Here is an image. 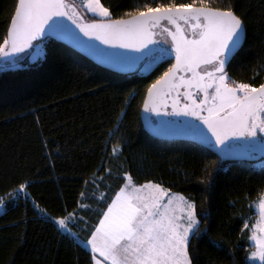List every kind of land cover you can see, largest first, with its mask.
I'll return each instance as SVG.
<instances>
[{
	"label": "trees",
	"instance_id": "obj_1",
	"mask_svg": "<svg viewBox=\"0 0 264 264\" xmlns=\"http://www.w3.org/2000/svg\"><path fill=\"white\" fill-rule=\"evenodd\" d=\"M101 3L113 18L146 3L156 6L153 0ZM224 3L245 29L226 72L258 87L264 82V0ZM15 5L0 0V41ZM41 43L42 59L0 72V264H93L81 241L125 174L137 185L158 183L196 203L200 225L189 242L192 264H249L250 230L243 226L259 216L254 204L264 194V158L229 161L195 143L145 132L139 115L145 93L170 60L144 75H119L55 40ZM20 184H26L23 192L16 191ZM68 213H74L71 233L54 222Z\"/></svg>",
	"mask_w": 264,
	"mask_h": 264
},
{
	"label": "snow or ice",
	"instance_id": "obj_2",
	"mask_svg": "<svg viewBox=\"0 0 264 264\" xmlns=\"http://www.w3.org/2000/svg\"><path fill=\"white\" fill-rule=\"evenodd\" d=\"M80 3L91 19L81 15L76 0H16L6 36L0 41V70L17 68L20 61L36 62L42 57L39 42L48 35H74L60 19L66 18L88 37V41L76 37V43L114 67L147 70L158 61L174 59L148 87L145 112L194 118L199 125L185 121L184 131L224 155L236 142L249 154L264 151V83L258 87L237 83L226 72V64L240 48L245 32L243 20L232 6L224 0H153L155 7L146 3L125 13L130 17L125 19L113 18L101 0ZM92 40L106 47L89 43ZM169 107L171 111H167ZM148 123L151 126L154 122ZM153 131H159L158 127ZM118 149L119 145L113 154ZM125 180L87 241L90 250L102 257L94 256L95 264H192L189 242L200 225L196 203L170 194L158 183L136 186L129 174ZM25 188L26 184H20L16 191ZM3 203L0 199V206ZM256 206L264 221V194ZM73 217L74 213H68L55 222L71 233L67 222ZM243 227L251 230L247 223ZM251 227L264 233L260 222ZM249 240L255 241L256 250L250 251L248 259L264 264V235L252 231Z\"/></svg>",
	"mask_w": 264,
	"mask_h": 264
},
{
	"label": "water",
	"instance_id": "obj_3",
	"mask_svg": "<svg viewBox=\"0 0 264 264\" xmlns=\"http://www.w3.org/2000/svg\"><path fill=\"white\" fill-rule=\"evenodd\" d=\"M128 18H130V17H126L125 19H128ZM60 19L63 20V22L67 26L69 32L74 34V35H56V34H53V35L46 36L41 41L55 40L59 43H62L65 46L72 49L73 51H75L78 54L82 55L83 57L87 58L88 60H90L91 62L96 64L97 66L104 68L106 70H109L111 72H114L116 74L130 75V74L137 73V71L140 67L134 66V67L126 68V69H120L118 67H114L109 63L102 62L101 59L98 58V56L95 55L89 49L82 47V46H79L76 43V37H78L79 39L84 40V41H88V37H85L83 35V33L80 32L79 28H77L76 25L73 24L70 20H67L66 18H60ZM6 33H7V31H6ZM168 39L170 41V38H168ZM243 41H244V38L242 40V44H243ZM89 43L99 45L101 48L106 47L105 45H100L99 41H96V40L89 41ZM242 44H241V46H242ZM168 46L164 45V47H168ZM241 46H240V48H241ZM108 50L109 51H121V52L126 51L124 49H108ZM131 55L135 56V55H139V54L138 53H131ZM230 59H229V61H230ZM229 61H228V63H229ZM144 62L145 61H140L139 63L143 64ZM174 62H175L174 59H172V63H174ZM227 64H226V67H227ZM146 98H147V91L145 93V96H144V99H143V102H142V105L140 108V114L139 115H140L142 127L148 135H150L153 138L165 140V141H188V142H192V143H195L201 147L206 148L207 150H209V151H211L217 155L222 154L219 150H217L216 147L209 145V144H206V143H202L198 138H196L195 136L188 134L186 131H184L185 121H190L192 124H195V125H199V123H200L199 121H196L192 117H175L174 116L176 118V120L178 121L177 123H175V122L169 120L168 116H159L158 117L150 111L145 112L143 110V107H144V102H145ZM170 103H171V101H169V104ZM160 110L163 111V109H160ZM168 110L171 111V107H169ZM149 121H152L154 123L150 126L148 123ZM156 127H158L159 131H153V128H156ZM263 158H264V151H258L256 153L249 154L248 150L245 147L240 145V142H236V146H234L231 149L230 153L227 154V159L229 161H250V162H253V161H259Z\"/></svg>",
	"mask_w": 264,
	"mask_h": 264
},
{
	"label": "rangeland",
	"instance_id": "obj_4",
	"mask_svg": "<svg viewBox=\"0 0 264 264\" xmlns=\"http://www.w3.org/2000/svg\"><path fill=\"white\" fill-rule=\"evenodd\" d=\"M76 5H77V8L80 10V11H83V12H85L86 13V19H91L92 17H91V14L90 13H87L86 12V9L81 5V3H80V0H76ZM41 42H43V41H41ZM41 42H39L40 44H41V48H42V57L40 58V59H42L43 58V56H44V51H45V48H44V45L41 43ZM40 59H38V60H40ZM37 60V61H38ZM27 62H32V61H27ZM161 61H158V62H156L155 64H153L150 68H148L147 70H144V68L143 67H140L139 69H138V71H137V74H139V75H144V74H146V73H148L155 65H158L159 63H160ZM146 63V61L143 63V64H145ZM142 64V65H143ZM7 69H13V68H7ZM1 71H3V70H0V72ZM115 148V147H114ZM113 148V149H114ZM119 150L120 149H118V151L117 152H119ZM126 183V180H125V182H124V184ZM133 184H135L134 182H132ZM124 184L122 185V187H124ZM136 186H140V185H137V184H135ZM121 187V188H122ZM164 188V187H163ZM119 192V191H118ZM117 192V193H118ZM147 192V190H145V193ZM170 194H174V193H171V192H169ZM116 195V194H115ZM114 195V196H115ZM115 198V197H114ZM187 199V198H186ZM257 202V201H256ZM256 202H255V204H254V208H255V210H256V212H257V210H258V207L256 206ZM111 203V202H110ZM107 210V209H106ZM261 211V210H260ZM2 212V207L0 206V213ZM176 214L177 215H180V212H179V209H177L176 210ZM56 221V219H54V222ZM71 220H69L67 223H69ZM257 222H260V227H264V221H261V216H258L256 219H255V221L253 222V224L252 225H254V224H257ZM56 223V222H55ZM57 224V223H56ZM58 225V224H57ZM251 225V226H252ZM59 226V225H58ZM60 228V227H59ZM250 233H249V236L252 234V231H255L256 232V234L258 235V236H260V235H264V233H261L260 231H259V229L258 228H252V227H250ZM63 230V229H62ZM63 231H66V230H63ZM67 232V231H66ZM248 243H249V246H250V250L251 251H254V250H256V244H255V241H251V240H249V238H248ZM250 254V253H249ZM250 262L251 263H258L259 261L258 260H250Z\"/></svg>",
	"mask_w": 264,
	"mask_h": 264
},
{
	"label": "crops",
	"instance_id": "obj_5",
	"mask_svg": "<svg viewBox=\"0 0 264 264\" xmlns=\"http://www.w3.org/2000/svg\"><path fill=\"white\" fill-rule=\"evenodd\" d=\"M115 197V196H114ZM114 199V198H113ZM258 201V200H257ZM257 213L259 214V216H261L260 215V213H261V211H260V209L258 208V210H257ZM102 218V217H101ZM100 221V220H99ZM99 223V222H98ZM98 223H97V225H98ZM97 225L95 226V228L97 227ZM95 228H94V230H95ZM93 230V231H94ZM92 231V232H93ZM91 238V235H90V237L88 238V239H86V240H84V241H81V244L87 249V250H89V252L91 253V255H92V259H93V257L95 256V257H97L98 259H101L102 260V257H99L98 256V253H94V252H92L91 250H90V246L87 244V241L89 240ZM248 263L249 264H260V262H258V263H251L250 262V259H248ZM93 264H95V262H94V260H93ZM104 264H108V262H104Z\"/></svg>",
	"mask_w": 264,
	"mask_h": 264
},
{
	"label": "flooded vegetation",
	"instance_id": "obj_6",
	"mask_svg": "<svg viewBox=\"0 0 264 264\" xmlns=\"http://www.w3.org/2000/svg\"><path fill=\"white\" fill-rule=\"evenodd\" d=\"M157 31H159V29H157ZM160 38H161V37H157V39H160ZM167 39H168V38H167ZM167 46H168V45H167ZM166 60H170V61H171V64H172V58H166V59L161 60V61H166ZM163 111H164V109H163ZM167 111H169V110L167 109ZM168 118H169V120H171V121H173V122H175V123L178 122L174 116H168Z\"/></svg>",
	"mask_w": 264,
	"mask_h": 264
}]
</instances>
